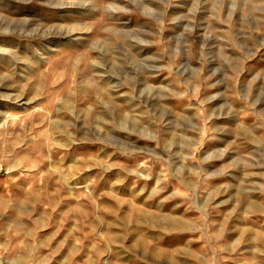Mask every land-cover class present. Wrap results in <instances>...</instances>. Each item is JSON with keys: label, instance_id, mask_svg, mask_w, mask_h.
<instances>
[{"label": "rangeland", "instance_id": "rangeland-1", "mask_svg": "<svg viewBox=\"0 0 264 264\" xmlns=\"http://www.w3.org/2000/svg\"><path fill=\"white\" fill-rule=\"evenodd\" d=\"M0 264H264V0H0Z\"/></svg>", "mask_w": 264, "mask_h": 264}, {"label": "bare ground", "instance_id": "bare-ground-1", "mask_svg": "<svg viewBox=\"0 0 264 264\" xmlns=\"http://www.w3.org/2000/svg\"><path fill=\"white\" fill-rule=\"evenodd\" d=\"M59 3H60V4H65V3H63V2H59ZM71 3H72V2H71ZM141 80H142V79H141ZM137 96H138V95H137ZM136 98H137V97H136ZM19 99H20V98H19ZM136 104H137V103L135 102V100H134L133 102H131V105H136ZM136 107H137V106H136ZM134 108H135V107H134ZM134 110H135V112H140L139 106H138L137 108H135ZM138 128H139V127H138ZM140 133L143 134L141 130H140ZM146 134H147V133H146ZM149 136H150V137H153L154 135H149ZM172 168H174V167H172ZM176 169H180V168H179V167H175V168H174V171H175ZM136 170H137V169H136ZM138 173H139V175L142 174V173H140V172H138ZM141 176H142V175H141ZM143 176H144V175H143ZM162 219H166V220L170 221L171 223L174 222V221H175V222L180 221V220H178V218H175V217H172V216H171V217H167V218H163V217H162V218H159V217H158V221H162Z\"/></svg>", "mask_w": 264, "mask_h": 264}]
</instances>
